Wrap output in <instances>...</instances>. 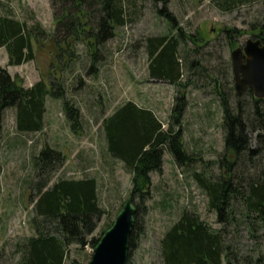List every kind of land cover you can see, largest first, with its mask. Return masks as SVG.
I'll return each instance as SVG.
<instances>
[{
	"label": "rangeland",
	"instance_id": "obj_1",
	"mask_svg": "<svg viewBox=\"0 0 264 264\" xmlns=\"http://www.w3.org/2000/svg\"><path fill=\"white\" fill-rule=\"evenodd\" d=\"M124 2L128 21L114 29L101 46L103 59L96 61V69L89 72L95 47H87V42L93 39L69 42L60 51L51 35L55 23L50 0H0V15H12L30 27L38 25L41 31L32 39L34 59L17 66L7 65V53L2 47L0 67L23 87L39 80L48 89L51 82L54 86L59 84L64 99L80 112L79 123L71 126L63 97L47 95L43 129L18 132L14 109L4 111L0 131V264H15L17 255L13 256L12 244L35 233L28 182L33 175L32 156L45 144L59 148L66 158L51 182L58 178H97L104 214L87 240L99 238L107 229L131 194L132 174L121 161L108 155L101 123L116 106L128 100L153 110L166 128L175 98L184 94L182 139L192 159L179 165L164 151L160 170L149 173L147 194L135 197L139 230L134 233L127 264H161L160 240L183 210L195 213L213 228L221 226L192 173L202 172L208 179L221 173L213 163L224 150L218 93H223L231 103L236 100L230 53L248 38H254L257 29L252 24L264 15V0H233L231 9H221L220 0H166V12L175 18L174 29L159 14L162 0ZM233 28L241 33H234L231 45L225 30ZM178 31L196 40L195 44L187 39L178 51L184 66L182 80H188L185 88L148 76L146 38ZM193 60H198L202 68L188 70L185 65ZM249 136L255 145V135ZM239 166L236 174L255 173L253 166ZM230 204L233 212L239 214L236 213L234 225L225 224L224 237L237 256L247 259V264H264V237L260 230L253 233L251 229H256V225L250 226L241 218L237 201ZM92 248L91 243L81 248L72 245L64 264H87Z\"/></svg>",
	"mask_w": 264,
	"mask_h": 264
},
{
	"label": "trees",
	"instance_id": "obj_2",
	"mask_svg": "<svg viewBox=\"0 0 264 264\" xmlns=\"http://www.w3.org/2000/svg\"><path fill=\"white\" fill-rule=\"evenodd\" d=\"M220 1L221 9L233 7V0ZM162 2L159 14L164 15L174 29V15L166 12V0ZM50 6L55 23L51 35L60 51L69 42L93 39L86 41L87 47H95L89 72L94 71L95 62L104 57L101 46L113 35L115 28L128 21L124 0H50ZM252 28L257 29L254 38L264 42V15L252 24ZM225 31L231 45L234 33H241L235 28ZM39 34L38 25L30 27L12 15H0V48L6 50L7 65L17 66L34 59L32 39ZM187 39L196 44L194 36H186L181 31L146 38L148 76L185 88L188 80H182L184 66L178 51ZM185 66L188 70L202 68L198 60L188 61ZM47 95L57 99L63 97V108L71 126L79 123V108L64 99L59 84L54 86L51 82L48 89L39 80L30 87H23L5 68L0 67V131L4 111L8 108L15 111V129L18 132L42 130ZM218 95L224 150L213 163L221 173L212 179L199 171H193L192 175L206 193L208 205L216 213L221 226L213 228L195 213L183 210L160 240L161 264H222L223 261L239 264L241 260L247 264V259L237 256L224 237L225 224L234 225L236 213L239 214L238 211L233 212L232 200L241 205V218L250 226L256 225V229H251L253 233L260 230L261 237H264V98L254 97L249 88L241 95L236 94L234 103L229 102L223 93ZM185 103L184 94L175 98L166 128L153 110L130 100L116 106L102 120L108 155L121 161L132 174L130 195L136 213L130 251L134 245V233L139 230L135 197L139 194L143 198L147 194L149 173L160 170L164 151H168L179 165L186 159H192L182 139L181 120ZM249 133L255 135V145H252ZM65 160L59 148L47 144L32 156L33 175L31 180H26L30 185L29 198L34 210L31 224L35 233L12 244L13 256L17 255L15 264H64L72 245L81 248L91 243L93 247L98 240H87L104 214L99 204L97 178H58L51 182ZM242 163L243 166L245 163L253 166L255 173L243 174L241 171V174H236Z\"/></svg>",
	"mask_w": 264,
	"mask_h": 264
},
{
	"label": "water",
	"instance_id": "obj_3",
	"mask_svg": "<svg viewBox=\"0 0 264 264\" xmlns=\"http://www.w3.org/2000/svg\"><path fill=\"white\" fill-rule=\"evenodd\" d=\"M230 58L236 94L241 95L249 88L254 97L264 98V43L248 38L244 45L231 51ZM135 213L136 206L129 195L94 244L87 264H127Z\"/></svg>",
	"mask_w": 264,
	"mask_h": 264
},
{
	"label": "flooded vegetation",
	"instance_id": "obj_4",
	"mask_svg": "<svg viewBox=\"0 0 264 264\" xmlns=\"http://www.w3.org/2000/svg\"><path fill=\"white\" fill-rule=\"evenodd\" d=\"M262 43H264V42H262Z\"/></svg>",
	"mask_w": 264,
	"mask_h": 264
}]
</instances>
